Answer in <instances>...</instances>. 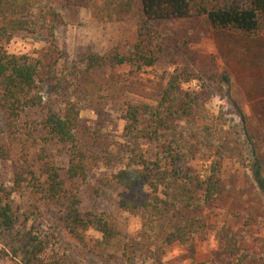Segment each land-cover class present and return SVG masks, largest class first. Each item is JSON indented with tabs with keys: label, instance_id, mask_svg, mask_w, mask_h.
Returning a JSON list of instances; mask_svg holds the SVG:
<instances>
[{
	"label": "trees",
	"instance_id": "trees-1",
	"mask_svg": "<svg viewBox=\"0 0 264 264\" xmlns=\"http://www.w3.org/2000/svg\"><path fill=\"white\" fill-rule=\"evenodd\" d=\"M82 7L90 9L98 23L137 19V41L124 52L117 47L103 54L90 52L69 63L59 78L56 30L66 23L62 9ZM194 17L203 18L206 26L222 35L253 40L264 33V0H0V111L11 145L18 141L23 151L33 146L40 149L37 162L15 171L14 184L31 187L37 209L58 205L62 225L80 241L87 243L85 233L94 228L102 234L96 243L103 248L111 246L120 233L104 212L83 209L82 184L102 167L113 170L97 180L89 197L96 206L110 192L129 194L118 204L140 217L143 244L159 242L163 249L177 242L184 245L208 230L206 210L223 191V160L230 155V146L219 118L204 113L209 86L195 69L176 68L160 84L154 104L128 102L122 141L102 128H91L81 117L86 106L102 97L96 70L123 64L138 69L154 66L165 50V37L154 21ZM20 33L45 34L48 48L36 56L10 53L8 45ZM228 71L225 67L222 74L227 83L231 81ZM63 79L69 90L60 91L61 107L45 105L44 87ZM196 80L200 90L185 88ZM260 101L253 119L244 111L239 116L253 156V176L264 191V152H260L264 98ZM51 143L59 145L65 166L49 159ZM10 150L0 128V160L8 158ZM197 156L208 162L200 171L188 167ZM11 193L0 189V264L6 259L12 264H67L54 248L53 237L35 224V210L13 206ZM218 236L229 264H248L251 256L228 224L220 226Z\"/></svg>",
	"mask_w": 264,
	"mask_h": 264
},
{
	"label": "rangeland",
	"instance_id": "rangeland-1",
	"mask_svg": "<svg viewBox=\"0 0 264 264\" xmlns=\"http://www.w3.org/2000/svg\"><path fill=\"white\" fill-rule=\"evenodd\" d=\"M62 12L66 23L56 30L61 52L59 78L69 63L79 61L90 52L103 54L115 47L124 52L137 41V19L98 23L87 8L75 11L62 9ZM154 24L165 37L162 59L145 69L123 64L96 70L95 79L101 83L102 97L86 106L81 117L91 128H102L106 134L122 141L128 102L154 104L160 84H165L176 68L190 66L195 69L209 86L204 113L219 118V127L230 146V155L223 160V191L206 210L208 230L184 245L177 242L163 249L159 242L150 246L143 244L140 217L123 211L118 204L123 196L129 194H124L123 190L110 192L107 198H100L96 206L89 197V190L97 180L113 170L102 167L92 173L87 184H82L83 209L90 211L95 207L104 212L120 233L111 246L103 248L96 243L102 239V234L94 228L85 233L87 243L80 241L62 225L58 205L44 204L37 209L38 203L31 187L26 183L21 188L15 187V171L37 162L40 149L33 146L23 151L18 141L11 145L2 111L0 128L11 150L8 158L0 160V189L4 193L12 192L13 206L35 210V224L53 237L54 248L67 264H229L231 260L223 254L218 236V229L223 224L232 228L242 248L250 254L248 264H264V191L254 179L251 169L253 156L249 155L239 116V111H244L253 119L254 107L259 109L260 99L264 98V33L253 40L235 34L222 35L206 26L203 18L196 17L156 20ZM48 45V38L43 33H20L9 43L8 50L10 53L36 56ZM225 67L229 68V83L222 78ZM215 74L213 80L210 79ZM74 81L78 83L79 78L74 77ZM67 85L64 79L57 85L47 84L42 91L45 105L60 108L63 100L60 91L69 90ZM185 88L200 90V85L196 80L186 84ZM145 148L150 150L147 144ZM260 152H264V147ZM47 154L49 159L65 166L66 157L59 151V145L51 143ZM262 161L264 166V153ZM207 163L205 158L197 156L188 167L200 171ZM1 264H12V260L6 259Z\"/></svg>",
	"mask_w": 264,
	"mask_h": 264
}]
</instances>
